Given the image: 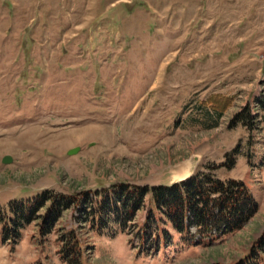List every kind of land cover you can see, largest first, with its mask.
<instances>
[{"label": "rangeland", "instance_id": "obj_1", "mask_svg": "<svg viewBox=\"0 0 264 264\" xmlns=\"http://www.w3.org/2000/svg\"><path fill=\"white\" fill-rule=\"evenodd\" d=\"M214 96L232 104L205 129L200 106ZM263 97L264 0H0L5 209L44 190L84 203L120 182L167 185L234 150L235 165L214 175L241 180L258 204L240 231L190 247L173 231L158 246L137 228L110 237L72 207L50 234L35 221L16 245L0 225V264H67L58 240L70 230L81 264H264V254L246 259L264 231ZM244 107L251 131L228 128Z\"/></svg>", "mask_w": 264, "mask_h": 264}, {"label": "trees", "instance_id": "obj_2", "mask_svg": "<svg viewBox=\"0 0 264 264\" xmlns=\"http://www.w3.org/2000/svg\"><path fill=\"white\" fill-rule=\"evenodd\" d=\"M231 104L232 98L224 96L202 102L201 114L208 120L204 128L217 127ZM256 106L262 112L264 123V97L256 101ZM254 118L249 107H244L232 116L228 128L241 125L251 131ZM232 154H227L222 163L207 165L179 182L156 186L120 182L93 193L91 201L87 199L84 203L81 195L53 194L49 190L31 200L9 201L7 209L0 205L2 242L16 245L23 229L35 221L40 236L45 237L63 212L73 207L80 214L79 222L84 224L89 220L98 227V232H106L110 237L127 228H137V236L143 244L147 239L154 240L157 246L161 241L166 244L171 241L170 231L188 247L216 243L244 228L258 211L257 201L241 180H220L214 175L216 170L235 165ZM90 194L85 192L82 197L86 199ZM141 211H145V216L138 224L136 219ZM58 241L62 261L81 264L82 254L75 231H67ZM252 254H264V231L246 259L250 260Z\"/></svg>", "mask_w": 264, "mask_h": 264}, {"label": "water", "instance_id": "obj_3", "mask_svg": "<svg viewBox=\"0 0 264 264\" xmlns=\"http://www.w3.org/2000/svg\"><path fill=\"white\" fill-rule=\"evenodd\" d=\"M73 153H75V151L72 150V151H70L69 154H73ZM10 162H11V158H10L9 156H5V157L3 158V163H4V164H9ZM193 174H194V171H191L189 174H187L185 177H183V178L180 179L179 181L185 180V179L191 177ZM179 181H176V182H179Z\"/></svg>", "mask_w": 264, "mask_h": 264}]
</instances>
